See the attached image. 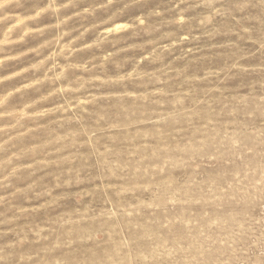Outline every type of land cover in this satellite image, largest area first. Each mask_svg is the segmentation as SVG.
<instances>
[{
	"label": "clouds",
	"instance_id": "1",
	"mask_svg": "<svg viewBox=\"0 0 264 264\" xmlns=\"http://www.w3.org/2000/svg\"><path fill=\"white\" fill-rule=\"evenodd\" d=\"M0 34L56 48L0 79V264H264V0H0Z\"/></svg>",
	"mask_w": 264,
	"mask_h": 264
},
{
	"label": "rangeland",
	"instance_id": "2",
	"mask_svg": "<svg viewBox=\"0 0 264 264\" xmlns=\"http://www.w3.org/2000/svg\"><path fill=\"white\" fill-rule=\"evenodd\" d=\"M87 6V4H85ZM106 19V17H104ZM92 23H98V21H92ZM128 21L123 20V19H118L116 22L109 23L106 27H101L100 31H108L111 28H117L120 25L126 24ZM85 27H90V25L85 24ZM79 33H73L72 37L68 38H62V42L60 47H63L64 44H67L70 39H73L74 36L78 35ZM55 35V34H54ZM98 33L95 31L90 30L88 33L85 34L84 38L82 41H78L75 43L76 47H82L83 44H91L93 41L96 39ZM48 39H52V36L47 37ZM18 39L17 37H13L12 40L15 41ZM4 36L0 34V45L4 44ZM44 41L42 39H37V40H32L29 41L25 45H17L13 48L8 53V57L5 56H0V60L8 59V64L6 67L0 71V79H3L4 77H8V90L11 91L13 87L19 88L22 85L26 84H31L33 81L40 76L43 75V73L39 70H33L31 68V65L34 64H39L40 61L44 60L46 56L51 55L53 51L56 50L55 47L52 49H43L39 55L36 53L30 52V48H38L40 44H43ZM218 43H224V41H219ZM119 47H126L127 42L126 41H121L120 44L118 45ZM185 49L190 48L191 45H185ZM113 48L111 45L108 46L107 51H112ZM93 51L97 52V54H101L100 50L98 49H93ZM20 53H25L23 57H21L19 60H14L10 59V57H16L19 56ZM179 55V53H177ZM25 69H28L27 72H25ZM17 73H20V75H16ZM48 107H51V105H47ZM21 113L27 118L30 114L25 113L23 109H20ZM34 127L32 123H28L25 127L18 128L17 130H14L12 132L13 136L19 137V140L17 143L21 146L25 145L28 143L29 140V135H28V129ZM7 137H5L6 139ZM30 146V145H28Z\"/></svg>",
	"mask_w": 264,
	"mask_h": 264
}]
</instances>
